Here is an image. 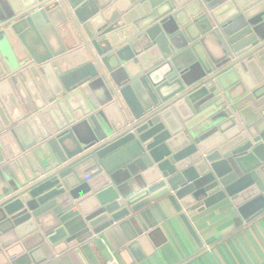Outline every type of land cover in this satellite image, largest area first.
<instances>
[{
  "label": "water",
  "instance_id": "1",
  "mask_svg": "<svg viewBox=\"0 0 264 264\" xmlns=\"http://www.w3.org/2000/svg\"><path fill=\"white\" fill-rule=\"evenodd\" d=\"M225 201L264 217V0H0V264Z\"/></svg>",
  "mask_w": 264,
  "mask_h": 264
},
{
  "label": "crops",
  "instance_id": "2",
  "mask_svg": "<svg viewBox=\"0 0 264 264\" xmlns=\"http://www.w3.org/2000/svg\"><path fill=\"white\" fill-rule=\"evenodd\" d=\"M188 218L201 245L174 217L161 225L147 251H130L128 235L115 226L94 236L82 258L70 249L44 264H106L111 254L119 264H264V217L248 224L225 201L190 210Z\"/></svg>",
  "mask_w": 264,
  "mask_h": 264
},
{
  "label": "built area",
  "instance_id": "3",
  "mask_svg": "<svg viewBox=\"0 0 264 264\" xmlns=\"http://www.w3.org/2000/svg\"><path fill=\"white\" fill-rule=\"evenodd\" d=\"M106 264H119L117 259L111 254V257L107 260Z\"/></svg>",
  "mask_w": 264,
  "mask_h": 264
}]
</instances>
